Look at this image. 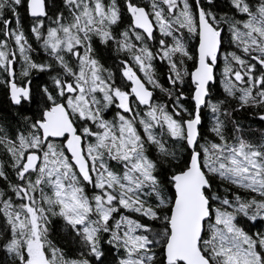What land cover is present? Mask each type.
Instances as JSON below:
<instances>
[{"label": "snow or ice", "instance_id": "snow-or-ice-1", "mask_svg": "<svg viewBox=\"0 0 264 264\" xmlns=\"http://www.w3.org/2000/svg\"><path fill=\"white\" fill-rule=\"evenodd\" d=\"M0 264H264V0H0Z\"/></svg>", "mask_w": 264, "mask_h": 264}]
</instances>
